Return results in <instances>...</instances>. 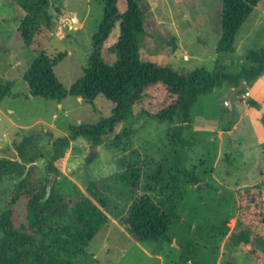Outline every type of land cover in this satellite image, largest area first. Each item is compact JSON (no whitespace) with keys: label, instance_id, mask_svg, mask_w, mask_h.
<instances>
[{"label":"rangeland","instance_id":"obj_1","mask_svg":"<svg viewBox=\"0 0 264 264\" xmlns=\"http://www.w3.org/2000/svg\"><path fill=\"white\" fill-rule=\"evenodd\" d=\"M48 1L52 28L35 36L33 43L40 44L50 58L63 54L54 71L69 91L88 67L105 4L104 0ZM140 4L146 28L140 40L145 61L180 72L220 68L238 73L251 65L249 53L264 48V0L237 32L230 52L217 51L222 0H140ZM120 9L125 7L120 4ZM69 13L76 14L81 25L75 27L67 17ZM24 16L15 2L0 0V82L13 83L11 94L0 103V158H12L9 152H13L18 159L17 145L30 136L43 157L28 165L24 176L31 172L32 178L45 181L51 177L46 167L54 141L70 136L73 126L98 124L111 117L115 105L104 96L94 102L68 96L61 103L33 96L24 74L36 55L19 32ZM117 35L118 28L108 47ZM108 49L104 57L112 63L117 54ZM236 89L225 84L199 98L183 146L170 144L168 122L151 118L176 100L162 86L150 89L132 116L99 145L86 137L71 141L65 156L56 163L60 174L54 183L57 181L64 191L70 181L83 192L90 183L105 185L112 195L105 210L109 222L74 264H256L245 259L244 249L264 250L262 238L244 229L238 215L243 190L247 208L251 204L253 208L256 201L251 189L261 186L264 191V73L232 99L230 114L226 100ZM138 161L147 177L142 192L152 183L148 178L158 165L164 166L166 175L175 164L184 166L200 180L196 185L173 173L177 183L185 187L172 216L170 241L137 242L122 226L130 199L127 189L114 178L123 173L125 164ZM22 178L6 176L0 182V213ZM153 194L158 199L160 190Z\"/></svg>","mask_w":264,"mask_h":264},{"label":"trees","instance_id":"obj_2","mask_svg":"<svg viewBox=\"0 0 264 264\" xmlns=\"http://www.w3.org/2000/svg\"><path fill=\"white\" fill-rule=\"evenodd\" d=\"M12 1L25 12L19 32L26 43H31L36 55L24 74L32 95L59 103L68 96L88 102L104 96L115 105L111 117L102 119L98 124L73 126L70 136L54 141L53 153L46 167L51 176H59L56 163L65 156L71 141L86 137L95 146L99 145L119 123L132 116L152 88L162 86L171 96L176 97L166 109L151 115V118L171 125L169 141L178 147L185 144L184 134L192 127L191 113L201 96L225 84L238 88L243 84L242 80L248 86L264 73V48L249 53L248 61L251 65L243 67L238 73L220 68L213 71L201 68L180 72L145 61L140 48V40L146 35L140 0H104V19L93 37V51L88 67L67 91L54 71L64 58L63 54L50 58L40 44L33 43L35 36L52 28L49 1ZM260 1L222 0V30L217 43L218 52L233 50L237 32ZM120 4L125 7L124 11H121ZM195 27L199 30L197 25ZM116 28L117 38L108 47ZM107 48L117 54L112 63L104 57ZM12 89V82H0V103L11 94ZM16 150L18 159L0 158V182L6 176L23 177L11 193L6 209L0 213V264H74L75 259L85 253L90 242L109 222L105 210L109 209V200L112 199V195L107 193L110 187L90 183L83 192L68 181L69 187L62 191L56 181L48 195L47 186L51 177L42 181L38 176L32 178L31 172L24 176L27 166L35 163L38 157H43L33 139L25 137ZM173 173L184 175L196 185L200 182L184 166L175 164L166 175L164 166L158 165L154 174L148 178L152 183L144 187L143 193L141 186L147 177L144 165L139 161L125 164L123 173L114 178L129 193L130 200L122 226L137 242L170 241L168 232L172 216L185 187L177 183ZM157 190H160L158 199L153 194ZM251 191L255 193H252V200H256L254 207L252 204L250 208L245 207L249 204L245 205L246 190H243L239 195L238 217L241 226L255 232L256 237L262 238L264 245V191L261 186H255ZM244 253L252 262L264 264V250L250 247L245 248Z\"/></svg>","mask_w":264,"mask_h":264},{"label":"water","instance_id":"obj_3","mask_svg":"<svg viewBox=\"0 0 264 264\" xmlns=\"http://www.w3.org/2000/svg\"><path fill=\"white\" fill-rule=\"evenodd\" d=\"M67 17L73 22V25L76 27L78 25H80V21L78 20L76 14L74 13H69V15H67ZM247 87V84L244 83L242 84L240 87H238L236 90L232 91L227 100H226V106L229 110V113L231 114L232 113V110H233V107H232V99L240 92H242L245 88ZM10 154L9 155H12V158L13 159H16V156L17 154L16 153H13V152H9ZM33 168V167H32ZM55 175H52L51 176V179L49 181V184L47 186V194L50 195L51 193V190H52V187L54 185V180H55Z\"/></svg>","mask_w":264,"mask_h":264},{"label":"crops","instance_id":"obj_4","mask_svg":"<svg viewBox=\"0 0 264 264\" xmlns=\"http://www.w3.org/2000/svg\"><path fill=\"white\" fill-rule=\"evenodd\" d=\"M69 15V14H68ZM80 25H81V23H80ZM81 99V98H80ZM234 228V227H233ZM233 228L231 229V231L233 230ZM250 248V247H249ZM244 257H245V259L247 260V261H249V262H252L251 260H249V259H247V257H246V255H244Z\"/></svg>","mask_w":264,"mask_h":264},{"label":"built area","instance_id":"obj_5","mask_svg":"<svg viewBox=\"0 0 264 264\" xmlns=\"http://www.w3.org/2000/svg\"><path fill=\"white\" fill-rule=\"evenodd\" d=\"M247 96H249V93H247Z\"/></svg>","mask_w":264,"mask_h":264}]
</instances>
